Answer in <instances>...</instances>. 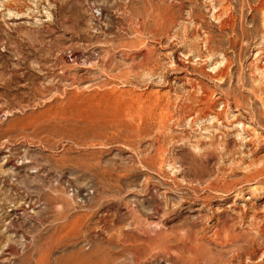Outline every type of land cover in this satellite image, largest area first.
<instances>
[{"label": "rangeland", "instance_id": "1", "mask_svg": "<svg viewBox=\"0 0 264 264\" xmlns=\"http://www.w3.org/2000/svg\"><path fill=\"white\" fill-rule=\"evenodd\" d=\"M0 264H264V0H0Z\"/></svg>", "mask_w": 264, "mask_h": 264}]
</instances>
